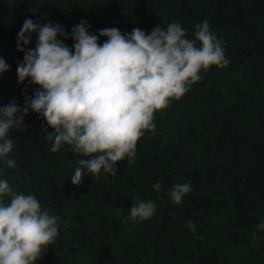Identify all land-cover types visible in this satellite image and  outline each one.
I'll list each match as a JSON object with an SVG mask.
<instances>
[{
	"label": "trees",
	"instance_id": "16d2710c",
	"mask_svg": "<svg viewBox=\"0 0 264 264\" xmlns=\"http://www.w3.org/2000/svg\"><path fill=\"white\" fill-rule=\"evenodd\" d=\"M26 18L69 32L87 20L93 33H150L177 22L189 39L206 19L229 60L202 70L181 98L156 111L155 130L138 140L131 162H117L114 177L84 170L74 185L78 161L89 157L67 144L52 152V142L42 141L46 121L35 112L9 133L16 166L0 160V179L59 218L37 264H264V228L257 227L264 222V0H0V57L10 66L0 74V106L13 99L23 106L39 87L18 82L17 33ZM185 182L192 190L176 204L169 190ZM139 200L155 202L156 214L124 222Z\"/></svg>",
	"mask_w": 264,
	"mask_h": 264
},
{
	"label": "clouds",
	"instance_id": "9594fccd",
	"mask_svg": "<svg viewBox=\"0 0 264 264\" xmlns=\"http://www.w3.org/2000/svg\"><path fill=\"white\" fill-rule=\"evenodd\" d=\"M91 24L81 20L71 31L58 22L41 24L26 18L17 33V50L23 61L17 65L18 82L38 85L26 95L23 106L15 99L0 106V160L14 168L8 158L14 142L11 131L25 128L24 118L35 112L44 118L42 141H51V151L62 144L87 159H80L70 177L81 185L87 172H117V162L136 156L138 140L156 128L154 114L181 98L202 79L201 71L229 63L221 41L210 30L208 20L196 25L194 38L177 22L166 28L157 24L150 33L133 28L122 33L117 28L90 32ZM36 44L32 48V34ZM59 37V38H58ZM100 37L107 39L100 43ZM62 38V39H61ZM73 41L70 47L65 41ZM10 66L0 57V74ZM48 127L54 132H48ZM152 187L161 190V182ZM192 190L190 183H176L170 198L180 204ZM10 202H5V196ZM151 200L131 206L124 222H142L156 214ZM58 217L42 210L32 195L13 192L0 179V264H37L58 234ZM185 227L196 231L192 220ZM257 227L264 228V222Z\"/></svg>",
	"mask_w": 264,
	"mask_h": 264
}]
</instances>
